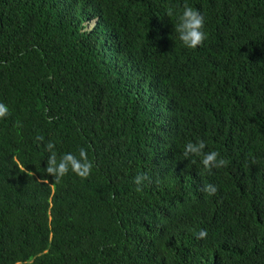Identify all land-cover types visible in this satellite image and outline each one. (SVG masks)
Listing matches in <instances>:
<instances>
[{"label":"trees","instance_id":"trees-1","mask_svg":"<svg viewBox=\"0 0 264 264\" xmlns=\"http://www.w3.org/2000/svg\"><path fill=\"white\" fill-rule=\"evenodd\" d=\"M0 104V264H264V0H0ZM48 141L91 174L46 176Z\"/></svg>","mask_w":264,"mask_h":264},{"label":"clouds","instance_id":"clouds-1","mask_svg":"<svg viewBox=\"0 0 264 264\" xmlns=\"http://www.w3.org/2000/svg\"><path fill=\"white\" fill-rule=\"evenodd\" d=\"M166 15L172 18L176 13L173 9L169 8ZM205 18L202 13L188 5L184 4L182 11L178 14V23L174 25V32L178 35L179 41L184 47L190 49H196L202 46L207 38L205 32ZM8 115V108L6 105L0 104V118H4ZM37 141H43V136H37ZM46 150L49 153L47 159V165L45 168L46 176H51L54 182H59L69 171L75 172L82 179H86L92 171L93 162L88 159L87 150L83 147L79 149V153H64L62 155L57 154L55 150V143L48 141L46 144ZM207 145L203 140L196 142L188 141L184 146L183 155L188 157H199L203 167L211 172L212 169H219L227 167L229 161L221 156L218 151H205ZM27 171V170H25ZM31 175V172H28ZM150 177L147 173L137 174L133 183L136 185V191H143L145 182L149 181ZM201 192L208 196H214L218 192L216 185L208 183L203 185L200 189ZM207 232L201 230L197 235V239L206 238Z\"/></svg>","mask_w":264,"mask_h":264}]
</instances>
